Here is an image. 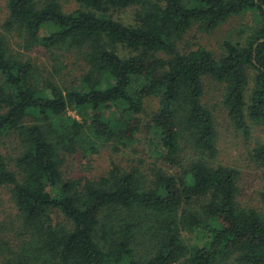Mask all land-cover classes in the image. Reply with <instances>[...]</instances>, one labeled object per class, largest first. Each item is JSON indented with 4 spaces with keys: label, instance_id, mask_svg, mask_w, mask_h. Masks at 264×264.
Masks as SVG:
<instances>
[{
    "label": "trees",
    "instance_id": "16d2710c",
    "mask_svg": "<svg viewBox=\"0 0 264 264\" xmlns=\"http://www.w3.org/2000/svg\"><path fill=\"white\" fill-rule=\"evenodd\" d=\"M75 1L79 7L67 12L59 0H8L7 25L48 49L82 51L89 70L78 87L33 83V65L0 38V138L13 134L21 144L18 171L0 154V186L11 187L36 244L22 263L264 264V215L240 204L239 170L213 163L218 131L203 102L204 78L212 77L244 136L264 123V0ZM129 6L140 7L135 24L110 14ZM248 11L257 28L245 45L226 41L220 57L202 46L179 50L195 24L213 31ZM47 26L55 30L41 35ZM149 98L159 106L143 123ZM86 129L119 151L143 140L154 158L149 172L113 163L83 185L64 181L61 152L75 151ZM253 157L264 163V144ZM53 210L70 225L54 223ZM187 234L197 242L189 244Z\"/></svg>",
    "mask_w": 264,
    "mask_h": 264
},
{
    "label": "rangeland",
    "instance_id": "374dc122",
    "mask_svg": "<svg viewBox=\"0 0 264 264\" xmlns=\"http://www.w3.org/2000/svg\"><path fill=\"white\" fill-rule=\"evenodd\" d=\"M36 1L43 3L46 0ZM59 1L67 12L79 7L75 0ZM7 4L8 0H0V38L5 41L11 55L23 61H29L33 65V83L45 86L47 82H53L61 89L78 87L89 70L83 52L66 45L48 49L34 43L23 28L7 25L9 17ZM139 10V6L112 8L110 14L114 19L131 25L135 24ZM256 28L255 11L234 15L213 31H207L199 24H195L178 41V48L185 52L202 46L220 57L224 52L226 41L245 45ZM53 30H55L54 26H47L41 31V35H48ZM119 52L121 55L129 54V50L124 47H120ZM253 72L251 69L250 73ZM0 81H3L2 76ZM204 84L203 102L213 112L218 131L219 153L213 163L239 170L240 204L244 207L256 208L264 215V201L261 197L264 190V163L253 157L256 145L264 144V123L252 124V135L247 138L235 127L223 105V84L212 77H205ZM158 106V99H147L140 120L143 123L146 122ZM68 115L83 120L82 116L74 110H69ZM89 133L86 129L75 151L61 152V171L64 181L75 180L83 185L88 179H99L107 175L113 163L128 170L140 166L142 171L149 172L154 158H150L148 146L144 145L143 140L135 143V147L131 144L128 147H122L119 151L114 148V143L111 141H98ZM93 146L96 149H93ZM20 153L21 144L15 135L0 138V154L10 169L18 171L15 160ZM52 218L54 223L70 225L65 215L59 210L52 211ZM186 238L191 245L197 242L196 235L187 234ZM35 250V241L24 229L11 187L0 186V264H23L22 260L31 261ZM228 264L237 263L230 261Z\"/></svg>",
    "mask_w": 264,
    "mask_h": 264
},
{
    "label": "water",
    "instance_id": "95a60500",
    "mask_svg": "<svg viewBox=\"0 0 264 264\" xmlns=\"http://www.w3.org/2000/svg\"><path fill=\"white\" fill-rule=\"evenodd\" d=\"M262 41H264V38L260 39V40L258 41V43H260V42H262ZM258 43H256L255 46H257Z\"/></svg>",
    "mask_w": 264,
    "mask_h": 264
}]
</instances>
